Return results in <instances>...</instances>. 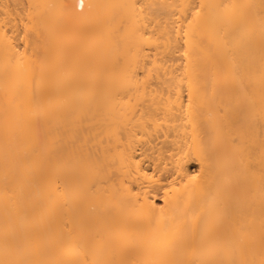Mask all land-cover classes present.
Returning a JSON list of instances; mask_svg holds the SVG:
<instances>
[{
    "label": "bare ground",
    "instance_id": "obj_1",
    "mask_svg": "<svg viewBox=\"0 0 264 264\" xmlns=\"http://www.w3.org/2000/svg\"><path fill=\"white\" fill-rule=\"evenodd\" d=\"M0 264H264V0H0Z\"/></svg>",
    "mask_w": 264,
    "mask_h": 264
},
{
    "label": "rangeland",
    "instance_id": "obj_2",
    "mask_svg": "<svg viewBox=\"0 0 264 264\" xmlns=\"http://www.w3.org/2000/svg\"><path fill=\"white\" fill-rule=\"evenodd\" d=\"M189 168H190V170L192 171V172H196V170H197V165L195 164V163H190L189 164ZM160 174H165V169H162V170H160Z\"/></svg>",
    "mask_w": 264,
    "mask_h": 264
}]
</instances>
